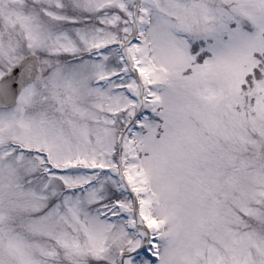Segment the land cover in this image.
<instances>
[{
	"label": "rangeland",
	"instance_id": "obj_1",
	"mask_svg": "<svg viewBox=\"0 0 264 264\" xmlns=\"http://www.w3.org/2000/svg\"><path fill=\"white\" fill-rule=\"evenodd\" d=\"M30 53L0 264H264V0H0V77Z\"/></svg>",
	"mask_w": 264,
	"mask_h": 264
},
{
	"label": "water",
	"instance_id": "obj_2",
	"mask_svg": "<svg viewBox=\"0 0 264 264\" xmlns=\"http://www.w3.org/2000/svg\"><path fill=\"white\" fill-rule=\"evenodd\" d=\"M39 66L38 58L35 55H29L21 59L0 79V106L15 105L21 91L39 78ZM125 185L130 192L126 183ZM130 194L132 195L131 192ZM134 201L136 206V200Z\"/></svg>",
	"mask_w": 264,
	"mask_h": 264
}]
</instances>
